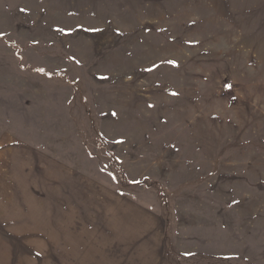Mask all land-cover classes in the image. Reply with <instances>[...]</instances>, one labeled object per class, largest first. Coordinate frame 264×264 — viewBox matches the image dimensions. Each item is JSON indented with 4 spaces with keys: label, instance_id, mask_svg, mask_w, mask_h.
I'll use <instances>...</instances> for the list:
<instances>
[{
    "label": "rangeland",
    "instance_id": "374dc122",
    "mask_svg": "<svg viewBox=\"0 0 264 264\" xmlns=\"http://www.w3.org/2000/svg\"><path fill=\"white\" fill-rule=\"evenodd\" d=\"M0 264H264V0H0Z\"/></svg>",
    "mask_w": 264,
    "mask_h": 264
}]
</instances>
